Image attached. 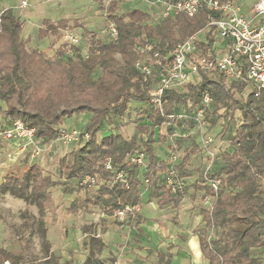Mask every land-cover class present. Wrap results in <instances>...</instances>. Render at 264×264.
<instances>
[{"label":"trees","instance_id":"1","mask_svg":"<svg viewBox=\"0 0 264 264\" xmlns=\"http://www.w3.org/2000/svg\"><path fill=\"white\" fill-rule=\"evenodd\" d=\"M103 17L115 26V39H100L86 30L85 53L79 46H69L72 55H66L67 45L61 43L48 57L42 49L29 46L28 38L21 37L22 23L10 9L0 11V123L9 126L21 120L34 129L38 140L49 142L59 138L66 118L90 114L82 129L89 138L57 160L59 180L54 181L44 174L38 162H33L21 176H4L0 194L34 203L41 219L46 213L44 203L49 190L57 184L68 195L84 191L70 202L67 212L71 215L97 208L103 218L112 217L124 205L139 203L144 187L151 188L158 204L177 206L186 187L183 184L181 189L172 191L165 185L167 163L153 151L154 144L168 136L169 146H176L177 177L183 180L189 163L198 160L199 176L193 186L202 189L203 196L216 195L212 207L201 210L204 225L199 231V242L204 257L210 264H259L252 254L264 247V89L230 82L222 73L212 76L201 72L181 89L164 90L160 109L149 101L156 78L144 82L134 67L140 44L152 42L164 53L203 28L210 17L219 18L220 14L201 5L192 16L158 17L151 22L147 9L120 12L118 1L112 0ZM78 25L76 21L70 24L68 20H43L37 35L51 36L54 44L63 32ZM205 94L211 98L204 118V132L213 138L210 148L215 141L211 129L218 120L234 119V112H239V123L229 138L230 149L219 156L211 148L215 158L208 176L220 178L216 192L202 179L208 155L199 147L194 121L178 117L192 114L202 105ZM133 104L143 109L134 120L136 135L126 137L114 130V122H123ZM207 122L209 126L205 125ZM162 126L165 134L161 133ZM138 152L146 157L142 171L141 166L127 159ZM107 162L110 168H106ZM117 172L123 178L113 181ZM86 174L101 180L93 191L79 185V179ZM144 178L149 180L147 186ZM40 228L46 251L42 260L24 262L21 256L0 248V264H75L49 250L46 228ZM82 232L86 234L83 245L88 251L82 264H105L99 258L101 238L89 225Z\"/></svg>","mask_w":264,"mask_h":264},{"label":"built area","instance_id":"2","mask_svg":"<svg viewBox=\"0 0 264 264\" xmlns=\"http://www.w3.org/2000/svg\"><path fill=\"white\" fill-rule=\"evenodd\" d=\"M152 5L160 3L159 17L170 18L179 14L192 16L199 6L205 5L210 11L220 14L219 18L210 17L208 22L196 33L178 42L172 50L162 53L155 48L152 42H145L138 46V59L134 67L141 75L142 81L154 77L157 80L155 88L151 91L150 102L162 107V94L169 88H183L192 82L194 76L201 72L213 75L222 73L230 82H244L252 89H264V0H251L245 10V4L239 0H149ZM26 0L20 1V6L25 7ZM109 37L115 39L117 31L115 26L108 24ZM81 38L72 31L62 34V43L66 44V55H72L69 46H79ZM244 89L242 92H244ZM211 98L205 94L202 105L192 114H179V118H190L194 121L195 132L199 138V147L208 155V161L202 173L203 181L214 192L220 184L219 177H209L208 172L215 158V153L210 149L213 142L212 136L204 132V118ZM89 138L87 132L72 129L61 130L57 139L62 144L81 143ZM0 139L17 141L16 150L23 153L30 150V156L36 158L42 151V145L35 137L34 129L27 127L21 120H15L11 125L0 128ZM176 146L170 148L166 160L167 170L165 185L172 191L183 186L182 180L177 177L174 166L177 159ZM141 167H146V157L142 152L134 153L127 157ZM110 162L106 168H110ZM177 177V178H176ZM121 172H117L113 181L122 179ZM79 185L84 189L95 190L101 180L89 174L79 179ZM145 186L149 180L144 178ZM216 195H204L203 200L207 208L212 207ZM140 203L124 205L113 213V218L119 227L123 228L140 212Z\"/></svg>","mask_w":264,"mask_h":264},{"label":"crops","instance_id":"3","mask_svg":"<svg viewBox=\"0 0 264 264\" xmlns=\"http://www.w3.org/2000/svg\"><path fill=\"white\" fill-rule=\"evenodd\" d=\"M20 1L1 0L0 11L10 9L22 23L21 37L23 39L28 38L29 46L38 47L44 52L47 51V47L55 49L60 43L53 44L51 36L38 38V29L41 27L43 20H50L52 22L68 20L70 24L76 21L79 25L72 29V31H76L77 33H75L78 35L82 32L86 33V30L95 33L104 23L105 2L102 0H26L27 4L25 7L20 6ZM239 1L245 4L244 9L247 10L246 7L251 0ZM146 5L148 4L146 3ZM142 109L143 107L141 108L137 104L130 106L128 115L124 117V122L129 123V131L130 126L136 127L134 120L137 119V114ZM75 115L72 116L75 118V121H78L80 118L78 116L75 117ZM71 117L64 120L63 128L67 130L85 128L88 121L83 126L76 127L72 124L73 121L66 122ZM131 120L132 123H130ZM7 126L5 123H0L1 128ZM126 127L123 124L118 129L119 132L117 128L114 130L126 137L132 136L133 134L130 135L131 131L129 133V131L125 130L128 129ZM38 141L43 143L44 147L48 145L49 149L47 150H50V152L54 149L53 145L62 144L58 140L49 142ZM16 144L17 141L0 139V146H2V150H0L3 154H8L10 151L17 153ZM76 144L70 143L69 145L73 148ZM170 148L169 141L166 139L165 142L155 143L153 151L161 161H166ZM179 152L181 153L180 150ZM23 154L27 162L32 158L29 149L23 153H19V155ZM34 162H38L43 170H47V166L52 165L49 159L48 161H43V159L34 160ZM31 163H28V166ZM197 163L198 160L191 161L187 166L188 175L182 180L183 187H186V192L180 204L177 206H173L171 203L158 204L157 199L151 195V188L144 187L141 190L139 202L141 209L135 218L121 228L113 217L103 218L101 214L100 217L90 222H84L79 226L84 240L86 234L82 232V228L89 225L92 228V232L96 236H99L103 242V249L99 258L105 264H210L208 259L204 257L199 242V231L204 225L201 210L207 208V204L203 200L204 191L193 186L199 176ZM6 166L8 167V165ZM15 166L18 168L17 164ZM55 167H57V164ZM142 170H145V167H142ZM48 175L52 177L50 173ZM4 176L5 174H2V178ZM2 178L0 179V183ZM158 181L161 182L162 177L159 176ZM87 254L88 251L86 250L79 264L83 263ZM252 255L258 258L259 264H264V247L255 249Z\"/></svg>","mask_w":264,"mask_h":264},{"label":"rangeland","instance_id":"4","mask_svg":"<svg viewBox=\"0 0 264 264\" xmlns=\"http://www.w3.org/2000/svg\"><path fill=\"white\" fill-rule=\"evenodd\" d=\"M102 1L105 2L104 8H106L112 0ZM116 1H118V8L120 12H125L131 8H140L142 10L147 9V11L150 13L151 22H154L159 17L158 13L160 10V3H155V5H152L148 2L149 0ZM145 2L148 5H146ZM72 32L75 33L76 31ZM95 35L100 39H106L109 37L108 23L105 20L103 25H101L98 30L95 31ZM79 36L81 38L79 47L81 48V51L85 53L86 37L88 38V34L82 32L81 34L79 33ZM58 42L60 44L62 43V37ZM58 45L56 47H58ZM55 49H50L47 47V51H45V53L48 55V57H51L54 55ZM220 112L222 113L224 111L220 110ZM73 116L66 122H70L71 120V122L73 121L72 124L78 127L83 126L84 123L88 121L90 114H76L75 117L78 116L80 118L78 121H75ZM238 120L239 112L235 111L234 119L229 120L226 117H222L218 120L216 126L211 129L212 132L215 133V141L211 148L219 156L222 151L230 149L231 144L229 138L234 133V130L239 123ZM114 123L118 132V129L120 126H123V124L127 126L126 128H128L125 130L129 131V123L124 122V120L123 122L115 121ZM130 123H132V120ZM208 124L209 123L207 122L205 125L209 126ZM134 125H136V122H134ZM130 131V135H136L135 127L130 126ZM175 132H178L177 128ZM161 133H166L165 126H162ZM167 137L165 138L167 139ZM166 139L162 142H165ZM40 144L42 145V151L40 155L36 158H30L28 162L26 161V158H24L25 155H19L18 152L16 153L14 151H10L8 154H3L1 151L2 146H0V179L2 178V174H5V176L9 174L21 176L24 170L27 168L28 163L34 162V160L37 161L43 159V161H48L49 159V161L52 162V165L50 164L49 167L47 166L48 169L43 170V172L44 174L50 173L53 177L51 178L54 181L59 180L60 177L58 168L55 167L57 160L72 147V144L53 145L54 149L52 152L47 150L49 149L48 145L44 147L43 143ZM12 163L13 165H11ZM16 164L18 165V168L15 166ZM6 165H8V167ZM83 194L84 191L79 190L68 195L63 192V187L60 184L53 186L50 188L47 200L44 203L46 213L42 219L39 216L38 209L34 203L27 202L22 198L12 197L8 194H0V248L14 253L15 255L21 256L24 262L31 260H42L46 255L44 239L40 233V227L43 225L46 228V241L49 244V250L55 255L61 257L63 260L71 258L76 264H79V261L86 253V249L84 245H82V242H84V236L82 233H80L79 226H81V224L84 222H90L93 219L101 216V212L97 208H91V211L88 213L80 211L74 216L67 212L70 202L76 196Z\"/></svg>","mask_w":264,"mask_h":264}]
</instances>
